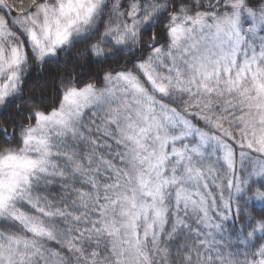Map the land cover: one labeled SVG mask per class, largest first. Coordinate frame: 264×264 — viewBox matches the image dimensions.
Listing matches in <instances>:
<instances>
[{
  "label": "snow or ice",
  "instance_id": "snow-or-ice-1",
  "mask_svg": "<svg viewBox=\"0 0 264 264\" xmlns=\"http://www.w3.org/2000/svg\"><path fill=\"white\" fill-rule=\"evenodd\" d=\"M0 264H264V0H0Z\"/></svg>",
  "mask_w": 264,
  "mask_h": 264
}]
</instances>
